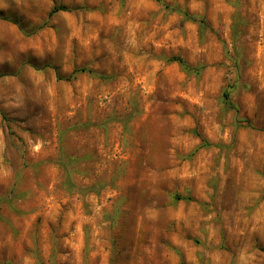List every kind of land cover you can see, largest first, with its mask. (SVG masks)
Listing matches in <instances>:
<instances>
[{
    "label": "rangeland",
    "instance_id": "rangeland-1",
    "mask_svg": "<svg viewBox=\"0 0 264 264\" xmlns=\"http://www.w3.org/2000/svg\"><path fill=\"white\" fill-rule=\"evenodd\" d=\"M162 1L0 0V264H264V0Z\"/></svg>",
    "mask_w": 264,
    "mask_h": 264
},
{
    "label": "trees",
    "instance_id": "trees-1",
    "mask_svg": "<svg viewBox=\"0 0 264 264\" xmlns=\"http://www.w3.org/2000/svg\"><path fill=\"white\" fill-rule=\"evenodd\" d=\"M158 1L159 3H161L163 5V7L167 10V11H170V12H176L180 15H182L183 19L184 20H188V21H192V22H197L199 23L201 26H205V20L203 17L201 16H198V15H192V14H189L187 11H185L184 9L180 8L178 5H169V4H166L164 1L162 0H156ZM59 9H63V7H53L49 14L59 10ZM170 61H176L178 62L182 67L183 69L187 70V71H197L198 68H195V67H191L190 65H188L181 57H178V56H175V57H171L169 59ZM83 72H88V73H93L92 70H90L89 68L87 67H80V68H77V69H74L73 70V74H76V73H83ZM98 77H103L101 75H99ZM59 78V77H58ZM223 97L224 99H228V93L227 91H224L223 92ZM0 114L1 116L5 119V115L4 113L0 110ZM203 145H209V143H205Z\"/></svg>",
    "mask_w": 264,
    "mask_h": 264
}]
</instances>
